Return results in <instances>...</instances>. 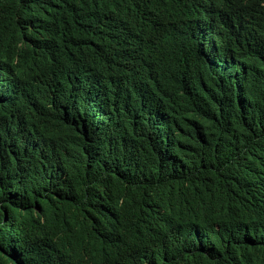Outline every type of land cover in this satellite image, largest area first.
<instances>
[{"label":"trees","instance_id":"1","mask_svg":"<svg viewBox=\"0 0 264 264\" xmlns=\"http://www.w3.org/2000/svg\"><path fill=\"white\" fill-rule=\"evenodd\" d=\"M81 1L0 0V59L27 61L34 33L66 41ZM212 1L227 10L145 0L130 23L134 43L168 22L213 23L222 43L181 34L194 68L179 86L162 62L135 87L66 58L56 75L76 87L48 107L26 72L0 69V264H264V3ZM219 210L244 221L215 229L206 218ZM156 219L172 230L164 244Z\"/></svg>","mask_w":264,"mask_h":264},{"label":"clouds","instance_id":"2","mask_svg":"<svg viewBox=\"0 0 264 264\" xmlns=\"http://www.w3.org/2000/svg\"><path fill=\"white\" fill-rule=\"evenodd\" d=\"M144 2L145 0L81 1L75 7L76 20L69 27L66 41L52 33H34L32 41L23 45L28 53V60L24 61L17 54L5 55L0 59V69L8 78L19 77V72H26L32 84L35 82L40 87L38 91L30 87L32 95L48 107L56 99L70 96L76 87L74 79L56 75L66 58L85 63L84 71L102 84L123 82L135 87H143L154 81L156 78L147 73V67L156 61L162 62L170 73L169 79L162 81L179 86V77L175 74L182 70L189 72L194 68V49L184 43L181 34L191 33L200 40L211 38L215 43H222V40L214 32L213 23L189 18L165 23L153 36L134 43L128 34L129 26ZM199 2L208 16L227 10L222 2ZM88 26L93 28V32L87 30ZM4 43L5 36L0 33V50ZM79 98L88 112L94 110L95 98L92 92H84ZM50 116V111H44L45 119ZM206 219L218 230L235 227L244 221L237 212L221 210ZM171 232L168 223L163 220L156 219L151 224V233L160 244L167 241Z\"/></svg>","mask_w":264,"mask_h":264}]
</instances>
